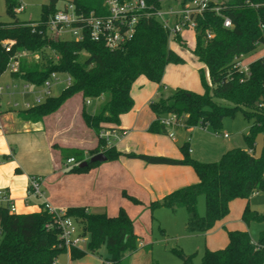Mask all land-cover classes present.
<instances>
[{
    "label": "trees",
    "instance_id": "1",
    "mask_svg": "<svg viewBox=\"0 0 264 264\" xmlns=\"http://www.w3.org/2000/svg\"><path fill=\"white\" fill-rule=\"evenodd\" d=\"M58 1L49 0L43 4L40 20L20 21L16 18L19 2L6 0L7 12L15 20H0V75L8 70L12 56L26 50L36 57L22 58L18 70L10 71L13 78L36 86L42 85L53 72L68 74L72 78L71 84L59 95H50L43 102L21 110L23 119L39 122L80 94L84 103L81 115L98 139L97 146L88 151L89 157L103 152L107 160L126 155L154 164L192 166L199 177L197 183L178 188L148 205L152 211L161 207L173 211L185 207L189 232H208L229 214L232 200H249L253 194L264 192V151L261 158L255 157L256 137L259 133L264 134V57L249 63V76L236 67L237 57H245L259 43H264V0L212 1V5L221 3L225 8L222 14L207 10L198 17L196 43L192 49L205 65L199 69L203 91L177 88L173 94L150 102L157 118L149 130L156 133H168L159 117L169 113L184 116L186 127L208 125L217 131L227 115L241 111L252 122L245 134L247 149L231 148L218 161L212 162L194 158L189 142L180 146L183 157L173 158L124 153L101 137L104 129L115 128L122 133L118 129L121 116L134 107L131 89L140 76L158 83L162 92L167 65L185 63V59L171 47V42L186 46L182 35L170 38L156 17L146 16L140 19L133 39L114 50L89 37L83 40L52 37L47 22L61 8ZM147 1L157 3V0ZM73 3L88 13L104 10V0H73ZM224 15L232 19V27L224 26ZM207 30L213 32L211 38L207 37ZM12 40L14 44L7 51L5 42ZM90 98H105L95 114L86 108L85 100ZM60 150L63 162L70 157L78 161L66 168L68 172H86L100 163L81 167L80 163L89 159L84 150L67 147ZM8 158L9 155H4L1 159ZM124 194L134 202H141L126 192ZM201 195L206 209L203 216L198 208ZM67 214L77 221L83 234H89L88 249L91 252L106 245L108 255L103 264H121L123 258L138 249L141 243L134 221L123 207L113 216L102 211H89L83 206L70 207ZM242 219L246 223L252 220L264 223V212H253L247 204ZM52 220L45 203L41 204L39 211L28 213L11 212L6 205L0 204V264H58L59 255L67 250L58 246L59 232L47 227ZM227 235V245L218 249L207 248L201 264H264V229L257 242L247 229H228ZM85 253L81 248L70 249L72 260L81 259ZM183 264H193L191 256H184Z\"/></svg>",
    "mask_w": 264,
    "mask_h": 264
},
{
    "label": "crops",
    "instance_id": "2",
    "mask_svg": "<svg viewBox=\"0 0 264 264\" xmlns=\"http://www.w3.org/2000/svg\"><path fill=\"white\" fill-rule=\"evenodd\" d=\"M190 32L194 38L193 45L188 43ZM182 38L190 54L195 56L192 53L196 43L195 31H184ZM171 47L185 59L186 63V55L175 48L172 42ZM179 47L183 46L179 45ZM263 55L264 53L260 57ZM251 61L246 60V63L249 64ZM185 63L167 65L162 80L166 89L170 66H185ZM200 63L203 66L201 65L199 69L205 66L202 62ZM198 77L201 83L199 73ZM194 79L198 84L195 74ZM24 83L25 81L12 76L10 81H0V88H2L0 95V188L9 191L16 204L17 213L39 211L41 204L48 202L64 209L83 206L89 211H102L110 216L118 214L119 209L123 207L129 214L131 205L128 206L124 201V192L139 200L143 199L144 204L149 205L151 201L159 200L178 188L199 181L192 166L154 164L126 155L117 160L100 162L86 172H68L66 168L72 165L67 166V161L63 162L60 148L75 146L65 139L62 142L57 139L55 134L61 129L48 127L50 116L56 112L39 122L28 121L20 116V111L28 108L25 106L26 103H30L29 107L35 104L36 88L24 90ZM177 85L190 89L187 84L177 83ZM202 91L197 90L196 92ZM165 93L163 90L159 91L158 83L145 76H140L135 81L131 89L134 107L121 116L118 129L121 130L122 136L114 142L118 150L124 153L134 152L181 158L183 153L180 146L189 142L191 154L194 157L199 141L208 137L205 133L208 126L177 127L169 129L168 133H156L149 130L150 125L157 118L150 107V102L160 96L167 97ZM1 96H4L5 100L2 101ZM75 99L76 97L67 100L59 110L69 106L74 114L81 115L84 106L82 96ZM94 136L93 134L91 137L92 147H96L98 143L97 137ZM83 150L87 154L88 149ZM4 155H9V158L1 159ZM200 156L196 154L194 158L200 160ZM31 175L43 177L44 197H27L28 180ZM211 230L206 233H210ZM217 234L218 231H214L210 233V236ZM67 253L71 260L70 251Z\"/></svg>",
    "mask_w": 264,
    "mask_h": 264
},
{
    "label": "rangeland",
    "instance_id": "3",
    "mask_svg": "<svg viewBox=\"0 0 264 264\" xmlns=\"http://www.w3.org/2000/svg\"><path fill=\"white\" fill-rule=\"evenodd\" d=\"M16 1L25 5L23 11H16V18L20 21L40 20L43 4L49 2V0ZM217 1L223 2L227 0ZM70 2H73V0H59L58 6L63 7ZM177 6L178 4L174 0H165L162 3V10L167 12L170 7ZM0 20L7 22L15 20V17H12L7 12L6 0H0ZM62 38L72 39L74 37L70 34H65ZM188 43L189 45H193L194 43L192 32H190ZM172 45L181 50V52L186 55L187 59L185 66H170L168 81L166 83L167 89L164 87V84L162 86L164 93L167 92L165 95L169 96L173 94L177 88H182L183 85H177V83L187 84L189 86L188 88L195 91H202V86L198 77V69L202 64L195 56L190 54L188 47H179L175 42H172ZM263 53L264 43H259L254 51L244 57V61L255 60ZM29 56L31 59L36 57L34 54ZM194 74L197 76L198 84H196ZM58 76L60 80L58 82L53 81L51 86V95L54 96L59 95L66 87L64 81L65 75L60 73ZM2 80H11L8 70L1 74L0 81ZM17 84H19V81H17ZM195 87L197 89H194ZM79 96L81 97L80 94H77V96L75 95L72 98L74 99L76 97L77 99ZM1 97L2 101L5 100L4 96ZM87 101H89V103H87ZM85 102L88 112L95 114L105 102V98H90L86 99ZM49 119V128L61 129L59 133L56 132L55 134L59 141L62 142L65 139L74 144L75 147L73 148L82 150L88 149L89 151L95 147H92L93 143L91 142V137H93L94 133H92L91 128L87 126L83 117L74 114L69 106L58 110L56 114L51 115ZM251 124L252 122L249 121L241 111H237L234 115H227L217 131L212 126H208V128L205 129V133H207L206 136L208 137L199 141L194 157L196 154H200L201 159L199 161L212 162L218 161L223 153L231 148L240 147L247 149L248 145L245 140V134L249 131ZM198 127H200V125ZM225 133L228 134V137H224ZM58 145V147L61 146L59 143ZM88 151L87 154L89 157L90 154ZM123 199L128 206L129 204L131 205L129 215L135 223L137 233L141 236L142 244L140 243L138 249L126 255L121 264H183L184 256H191L193 264H201L202 257L207 248L218 249L226 246L228 241V229H247L255 242L259 240L260 232L264 229L263 222L252 220L250 223H246L242 219V214L247 204L253 212H264V192L253 194L249 200L244 198L232 200L229 214L218 221L210 231V233L218 231V234L213 237L210 236V233H195L187 230L186 222L188 219V212L185 207H179L176 211L164 207L152 211L148 204H144L143 199H140L141 202H134L127 196ZM198 208L200 214L203 216L206 211L203 195L198 199ZM84 238L86 242L81 245V248L86 252L84 257L78 260H70L69 254L63 252L57 259L58 264H103L104 259L108 255L106 245H103L96 252H91L88 249L89 234H84Z\"/></svg>",
    "mask_w": 264,
    "mask_h": 264
},
{
    "label": "built area",
    "instance_id": "4",
    "mask_svg": "<svg viewBox=\"0 0 264 264\" xmlns=\"http://www.w3.org/2000/svg\"><path fill=\"white\" fill-rule=\"evenodd\" d=\"M165 0H157V3H149L147 0H104V10L100 12H85L78 9L75 3L59 8L49 17L47 30L52 37H62L70 34L75 40H83L89 37L94 41L103 42L109 49L114 50L124 46L131 41L136 34L139 21L142 17H156L163 28L167 30L170 38L181 34L186 30H193L196 33L198 17L204 15L205 11L212 10L217 14H222L225 5L217 3L212 5V1L217 0H174L178 6L170 7L169 11L162 10V3ZM25 9V5L19 3L16 11L20 12ZM232 19L224 15V26L232 27ZM208 38L213 36V32L206 31ZM14 41H6V50L10 51ZM30 52L21 50L12 56L8 65V71H17L21 59L28 57ZM264 57V55L262 56ZM236 67L245 74L250 75L249 64L244 61V56L236 58ZM60 73L53 72L51 77L42 85L36 86L30 82L24 83V90L36 88L35 104L43 102L46 97L51 95V86L54 82L60 80ZM66 86L71 84L72 78L64 74ZM242 78L241 81H244ZM16 87V85H14ZM2 88H0V95ZM13 93V92H12ZM89 103V101H87ZM26 107L30 103L25 104ZM159 121L167 129L177 127H186L185 117L176 113H169L159 117ZM208 126V125H207ZM172 135V134H171ZM122 133L117 129H104L101 137L106 139L108 145H114V142L120 139ZM224 137H228L225 133ZM78 161L74 157L67 159V166L74 165ZM27 197H44L43 177L40 175H31L28 180ZM0 204L6 205L11 212H16L17 207L9 191L0 188ZM45 208L52 214L53 220L47 224L49 229H56L59 232L58 246L70 251L71 248H81L82 243L86 242L82 229L77 221L67 214V209L55 207L46 202ZM82 249V248H81Z\"/></svg>",
    "mask_w": 264,
    "mask_h": 264
},
{
    "label": "water",
    "instance_id": "5",
    "mask_svg": "<svg viewBox=\"0 0 264 264\" xmlns=\"http://www.w3.org/2000/svg\"><path fill=\"white\" fill-rule=\"evenodd\" d=\"M264 151V134L259 133L256 137V148H255V157L261 158ZM107 157L103 152L96 153L89 157V159L84 160L82 163H80V166H87L89 163L93 162H103L106 161Z\"/></svg>",
    "mask_w": 264,
    "mask_h": 264
}]
</instances>
